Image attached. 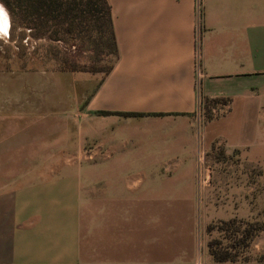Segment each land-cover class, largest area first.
I'll use <instances>...</instances> for the list:
<instances>
[{"label":"crops","instance_id":"crops-1","mask_svg":"<svg viewBox=\"0 0 264 264\" xmlns=\"http://www.w3.org/2000/svg\"><path fill=\"white\" fill-rule=\"evenodd\" d=\"M106 1L107 75L0 69V264H210L156 208L204 205L212 151L264 168V0H201L198 47L197 0Z\"/></svg>","mask_w":264,"mask_h":264},{"label":"rangeland","instance_id":"rangeland-1","mask_svg":"<svg viewBox=\"0 0 264 264\" xmlns=\"http://www.w3.org/2000/svg\"><path fill=\"white\" fill-rule=\"evenodd\" d=\"M0 8L6 15V31L0 36V69L15 67L56 69L57 61L62 54L59 42L35 41L33 32L23 29L12 22L11 16L3 4ZM2 33V31H1ZM74 56L90 62L89 53H80L76 48L70 49ZM102 64V63H101ZM207 173L195 176V194L203 199L204 205L193 207L162 206L157 217L162 221V248L170 249L169 241L174 228L178 229L187 221L194 230L203 233L209 241L220 240L221 235L213 230L206 232L208 225L216 226L221 221L231 219L245 222L264 223V168L250 165L237 156V153L225 154L223 151H212L205 161ZM180 217V219H178ZM184 217V218H182ZM179 221V222H178ZM178 222V223H177ZM246 260L224 264H264L258 262L264 257V234L258 236L245 251ZM210 264L214 263L210 257Z\"/></svg>","mask_w":264,"mask_h":264},{"label":"trees","instance_id":"trees-1","mask_svg":"<svg viewBox=\"0 0 264 264\" xmlns=\"http://www.w3.org/2000/svg\"><path fill=\"white\" fill-rule=\"evenodd\" d=\"M12 22L33 32L35 41L59 42L61 57L56 59V71L107 75L116 60L117 48L113 35L110 9L106 0H0ZM92 55L90 62L74 56L70 49ZM102 63V64H101ZM53 70V69H52ZM224 100L202 98V113L211 119L212 109ZM108 115V113H101ZM216 230L220 240L207 244L208 254L217 264L246 260L245 251L264 223L231 219L216 226L208 225L206 232ZM264 257L258 262H263Z\"/></svg>","mask_w":264,"mask_h":264},{"label":"built area","instance_id":"built-area-1","mask_svg":"<svg viewBox=\"0 0 264 264\" xmlns=\"http://www.w3.org/2000/svg\"><path fill=\"white\" fill-rule=\"evenodd\" d=\"M197 15L199 17V22H198V25H197V29H196V45L198 47L199 45V32H200V18H201V15H202V7H201V0H197ZM196 75H197V85H198V81H199V78L201 76L200 74V70H199V64H198V60H197V63H196ZM201 111H202V100H201Z\"/></svg>","mask_w":264,"mask_h":264},{"label":"bare ground","instance_id":"bare-ground-1","mask_svg":"<svg viewBox=\"0 0 264 264\" xmlns=\"http://www.w3.org/2000/svg\"><path fill=\"white\" fill-rule=\"evenodd\" d=\"M0 14H2V15H0V27L6 28V24H7V23H5L6 15H5V12L2 10V8H0ZM3 16L5 17V19ZM3 32H5V31H2V33L0 31V36H2Z\"/></svg>","mask_w":264,"mask_h":264},{"label":"snow or ice","instance_id":"snow-or-ice-1","mask_svg":"<svg viewBox=\"0 0 264 264\" xmlns=\"http://www.w3.org/2000/svg\"><path fill=\"white\" fill-rule=\"evenodd\" d=\"M0 15H2V14H0ZM5 23H6V21H5ZM0 31H6V28L0 27Z\"/></svg>","mask_w":264,"mask_h":264}]
</instances>
